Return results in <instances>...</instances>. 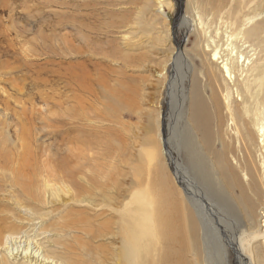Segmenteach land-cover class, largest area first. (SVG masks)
<instances>
[{
    "label": "rangeland",
    "instance_id": "374dc122",
    "mask_svg": "<svg viewBox=\"0 0 264 264\" xmlns=\"http://www.w3.org/2000/svg\"><path fill=\"white\" fill-rule=\"evenodd\" d=\"M188 1L0 0V264H10L6 235L29 236L35 227L38 244L46 250L59 247L57 231L70 210L85 209L89 217L105 211L101 222L114 216L121 229L131 223L132 243L140 232L138 221H150L151 202L160 188L165 200L173 172L165 155L170 148L163 144L169 63L177 46L190 49L195 42L192 21L203 0ZM182 16L192 26H181ZM71 168L79 169L76 179L89 190L106 188L103 197L91 201L98 209L76 205L65 175ZM110 184L124 189L112 193ZM57 190L63 193L53 194ZM213 213L224 234L219 238L232 242L240 232L238 220ZM61 242L73 245L69 237ZM99 243L109 253L119 246ZM226 248L229 263L240 264L235 251Z\"/></svg>",
    "mask_w": 264,
    "mask_h": 264
},
{
    "label": "bare ground",
    "instance_id": "6f19581e",
    "mask_svg": "<svg viewBox=\"0 0 264 264\" xmlns=\"http://www.w3.org/2000/svg\"><path fill=\"white\" fill-rule=\"evenodd\" d=\"M213 1L196 4V17L192 21L195 42L190 49L177 46L170 59L171 70L166 80L170 107L162 142L170 148L165 155L173 172L165 200H161L164 188H160L156 192L159 198L151 202L150 221L144 218L136 224L140 230L137 239L132 243L131 223L121 229L118 221H112L116 218L112 215L101 222L105 211H94L89 217L85 209L70 210L68 220L57 231L62 235L57 248L46 250L38 244L35 227L29 236L6 235L8 263L13 260L20 264H230L226 248L229 247L240 264H264V0ZM178 23L185 28L192 26L183 16ZM194 59L203 72H198ZM98 84L105 89L104 82ZM174 152L180 159L173 157ZM74 169L65 175L68 185L70 182L73 185L76 205L98 209L91 201L103 197L105 187L98 186L95 192L90 187L91 192L77 181L80 171ZM60 175L66 179L63 173ZM113 187L112 193L124 189L123 184ZM215 211L238 220L240 232L235 239L231 237L232 242L219 238L223 233L219 232ZM81 236L86 242H80ZM64 237L71 238L73 245L61 242ZM98 241H106L112 248L119 246L109 253L105 244L97 245Z\"/></svg>",
    "mask_w": 264,
    "mask_h": 264
}]
</instances>
